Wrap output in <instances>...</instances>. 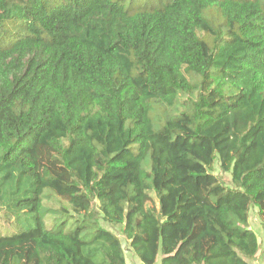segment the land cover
<instances>
[{
    "label": "trees",
    "instance_id": "1",
    "mask_svg": "<svg viewBox=\"0 0 264 264\" xmlns=\"http://www.w3.org/2000/svg\"><path fill=\"white\" fill-rule=\"evenodd\" d=\"M253 207L264 0H0V264H252Z\"/></svg>",
    "mask_w": 264,
    "mask_h": 264
},
{
    "label": "rangeland",
    "instance_id": "2",
    "mask_svg": "<svg viewBox=\"0 0 264 264\" xmlns=\"http://www.w3.org/2000/svg\"><path fill=\"white\" fill-rule=\"evenodd\" d=\"M214 173L219 175L226 183L230 182V175L227 173H220V171L218 170L217 167H215ZM250 212L251 213H249V215H250L249 216V227L254 230L255 234L259 237V240L261 242H263V239H262L263 238V234H262L263 231L260 228V223H259L258 216H257V209L255 207H253L250 209ZM100 223L103 227L107 228L108 230L112 231L113 233H116L119 236L121 244H122V248L124 250V255L126 257V263L127 264H138L137 263L138 259L135 257L137 259V261H135V258L129 249L128 242L125 241L121 237L118 230L117 229H109L105 224L103 225L102 222H100ZM139 264H141V263L139 262ZM157 264H159V261H157Z\"/></svg>",
    "mask_w": 264,
    "mask_h": 264
},
{
    "label": "crops",
    "instance_id": "3",
    "mask_svg": "<svg viewBox=\"0 0 264 264\" xmlns=\"http://www.w3.org/2000/svg\"><path fill=\"white\" fill-rule=\"evenodd\" d=\"M252 264H264V242L261 243L260 250L256 254L255 259L252 261Z\"/></svg>",
    "mask_w": 264,
    "mask_h": 264
}]
</instances>
